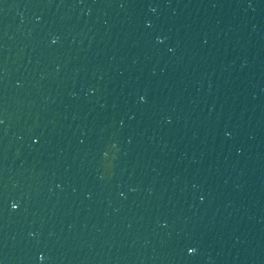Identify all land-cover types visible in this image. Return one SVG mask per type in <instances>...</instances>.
<instances>
[{
  "label": "water",
  "instance_id": "water-1",
  "mask_svg": "<svg viewBox=\"0 0 264 264\" xmlns=\"http://www.w3.org/2000/svg\"><path fill=\"white\" fill-rule=\"evenodd\" d=\"M0 264H264V0H0Z\"/></svg>",
  "mask_w": 264,
  "mask_h": 264
}]
</instances>
